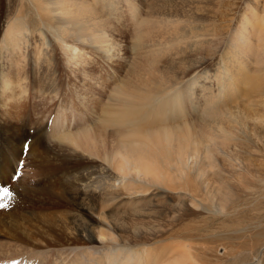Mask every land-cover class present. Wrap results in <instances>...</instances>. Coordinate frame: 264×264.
<instances>
[{
	"label": "bare ground",
	"instance_id": "obj_1",
	"mask_svg": "<svg viewBox=\"0 0 264 264\" xmlns=\"http://www.w3.org/2000/svg\"><path fill=\"white\" fill-rule=\"evenodd\" d=\"M1 7L11 17L0 19V113L20 116L13 126L8 116L4 118L6 126L0 124V149L7 151L1 156L4 161L0 163V185L13 193L6 203L16 202L31 217L35 206L26 202L52 195L59 198L57 192L26 189L33 182V169L43 168V154L38 148L51 127L31 134L20 129L24 117L18 114V103L29 98L35 104L36 83H43L39 88L43 87L44 93L57 101L51 119L56 126L55 141L63 140L67 155H80L76 166L95 160L100 161V174L106 169L113 172V177L98 179L94 185L87 182L90 176L86 175L80 187L69 193V200L88 207L86 215L59 212L56 229L32 226L42 237L55 235L54 241L27 234L24 225L30 219L25 213H0V234L5 237L27 242L37 238L52 249L66 245L42 254L59 253L60 258L24 264H85L87 258L90 262L96 255V248L90 244L95 242L94 237L104 236L91 230L94 221L88 214L99 210L101 217L109 205L123 201L137 204L131 212L135 222L132 236L144 234V224L151 225L144 250L121 246L111 255L103 253V260L98 257L102 261L97 260L99 264H213L209 253L212 257L219 254L218 261L225 255L229 257L242 244L234 246L239 235L245 239L249 236L246 249L242 244L239 255H231L223 264H264V225L254 227L256 217L253 222L250 217L246 219L248 210L254 215L264 206V177L242 180L240 186L247 194L242 195L243 200L238 197L239 205L229 203L227 209L224 202L217 205L223 216L222 228L214 234L227 240L220 236L222 243H218L219 239L216 248H212L215 253L205 241L210 232L204 231L208 225L198 230L175 224L178 214L183 219L187 212L196 218L204 214L205 223L219 216L210 213L213 200L204 199L205 203L199 198L201 201L195 202L207 182L202 165L196 167V163L204 162L210 168L215 155L234 160L236 145L252 144L256 137L253 130H264V1L243 3L229 21V32L216 39V44L222 46L213 53H207L205 48L215 38L206 20L192 18L188 26H179L181 20L163 19L157 11L143 18L130 0H0ZM151 9L155 11V6ZM123 13L131 16L128 24L132 28L124 57L116 49V41H111L117 31L115 22ZM186 57L190 61L185 62ZM93 58L99 61L91 62ZM24 106L28 108L29 104ZM78 109L88 114L91 125H86V120L85 127L76 132L67 128L59 131L67 113L76 114ZM30 140L32 144L26 145ZM44 155L50 172L63 163L50 157L47 150ZM11 176L15 179L10 183ZM159 192L167 197L159 196ZM175 195L169 204L167 198ZM258 215L256 221H260ZM174 239L188 244L168 243ZM85 244L87 248H79ZM152 245L156 246L154 251L149 250Z\"/></svg>",
	"mask_w": 264,
	"mask_h": 264
},
{
	"label": "rangeland",
	"instance_id": "obj_2",
	"mask_svg": "<svg viewBox=\"0 0 264 264\" xmlns=\"http://www.w3.org/2000/svg\"><path fill=\"white\" fill-rule=\"evenodd\" d=\"M245 1L246 0H130V2L132 4L134 3L135 9H136V11H138V15L142 16L143 18L146 16V14L148 16H151L150 14L154 15V14H156V11H157L158 13L162 14L163 19L169 20V17H170V18H172V20H181V21H178V24H180L179 26H188L189 22L192 20V18H194V19L196 18V20H198L200 22L202 20H206L207 23H210V25H211L210 28H212V29H210L211 31H209V32H212V34L215 35L214 43L213 42L209 43L211 48H209V44L206 45V47H205L208 49V50H206L207 53H209V50L212 51L211 53H213L214 51H217V48L222 46L221 44L219 45V43L216 44V42H217L216 39H220L221 36H223V35L225 36L227 34V32H229L227 28H230L229 27L230 19L235 15V13L237 11H239L241 9V7L243 6V3ZM263 1L264 0H260V2H263ZM200 2H201V4H200ZM153 5L155 6V11L151 9V6H153ZM0 9L3 10V11L1 10L2 12H0V19H1V21H4V20L6 21L10 15L7 14V12H6L7 10L5 8L1 7ZM150 9H151V11H150ZM168 9H170V13H168ZM167 15H170V16L167 17ZM176 18H179V19H176ZM130 19H131V16L128 15V13H123L122 16H119V18L116 20L117 23L115 22L117 31L113 34V36L111 38L112 43H114L113 41H116L114 43L115 45H117L116 49L119 51L120 54H122L123 57L126 55V54L124 55V53H126V49H124V48L126 47V44H130L131 37H132L131 36L132 35V28H131V25L128 24L131 21ZM189 19H190V21H189ZM181 28L185 29L184 27H181ZM223 28H224V30H223ZM118 31H120V32H118ZM47 37L48 36H46V41H48ZM127 53H129V52H127ZM128 56H129V54H128ZM97 61H99V59L93 58V61H91V62L96 63ZM188 61H190V58L186 57L185 62H188ZM210 66L211 65H209L207 67L210 69ZM212 68H214V67H212ZM29 73H28V77H30ZM30 81L31 82L33 81L32 77L30 78ZM40 86H43V83L42 84L36 83L35 87L33 88L36 90L34 95L37 94V96L36 95L34 96L35 104H33L29 100V98H28V100H24V102H22V100H20V102L18 103V105L20 106V111H21V112H18V114L22 115L21 117H24L23 118L24 122L21 121L23 124L21 123L20 129H24V131H27V132H29V134H31L32 131L42 130L43 128H46V127L48 128L49 126H51V127H49V129L46 130V133L43 136L42 143L38 148L39 151L43 154V158H42L43 168L41 170L39 167H35L33 169V171L31 170L33 172V176H32L33 182L29 183L26 186V189H27V191L28 190L29 191H41L44 193H49L47 191L55 192V193L57 192V195H59V198H55V197L53 198V195H52V196H50V198L49 197H47V198L40 197V198L34 199L32 201L26 202L30 206H35L34 208H31L33 210L32 211L33 215L31 217L28 214V210H26L25 208H22L16 202L6 203L5 200H0V203L6 204V207L0 208V211H1L0 213H2V212L6 213L9 211L25 213V215L30 219V221L24 225V229H25V232L27 234H30L32 237H37L40 239L49 238L50 240L54 241V239L56 237L55 235H49V236H43L42 237L39 234V232H37L36 230H34L32 228V226L35 224H38V225H42L44 227L56 229V226L58 224L57 223V220H58L57 217H59L58 216L59 212H68V213H72V214L86 215L88 207L87 206L83 207L79 201L69 200V198H68L69 193L74 188L80 187V185H81L80 181L86 175L90 176V179L87 182H90V185H94V183L98 179H100V180L105 179V178L109 179L110 177H113V172L111 169H109V170L106 169V173L100 174V168H101L99 166L100 161H95V160H94V162H87V165H85L83 167H77L76 166L75 161H77L81 158L80 155H78L77 158L67 155L69 153H66L65 145H63L61 143V141H63V140H56L55 141L56 134L53 133V130H54V128H56V126L52 125L51 119L54 116L53 109L56 107L57 101L55 100V98L48 97L44 93V88L43 87L39 88ZM28 104H29L28 108L26 106H24V105H28ZM78 110L80 112L77 111L76 114L75 113H69V114L67 113L66 120L64 121V127L60 128L59 131L65 130V128H67L69 130H72V132H76L77 129H81V128L85 127V125H83V124L86 123L85 122L86 120L89 121L86 123V125H91V123H90L91 119L88 117V114H84V112H82V109L81 110L78 109ZM78 114H80V115H78ZM6 116L10 117V120L12 121V124L10 126H13V124L18 123L17 120H19V117H20V116L18 117L15 114H12V115L6 114V112H4L3 114L0 113V124L5 125V126H6V124L4 123V118ZM49 118H50L49 122H46V119H49ZM79 119H82L83 122H81V120H79ZM69 122H71V123H69ZM14 131L16 134L19 133V130H14ZM260 131H259V129L253 130V132L256 134V137H255V140L253 141L252 144L251 143H248V144L244 143L243 145H241V144L236 145L238 147H236V149L232 152L233 153L232 156H233L235 162L233 159L228 158L230 160L229 161L228 159L222 158L219 155H215V162H214V164L211 165L210 168L207 167L209 165H207L204 162H202L203 164L201 162L196 163V167H197V165H202L201 168L203 170H201V171L202 172L204 171L205 180L207 182L204 185L205 188L201 189L198 196L195 197V202L198 203L201 200L203 202H205L204 199L213 200L214 203H212L210 206V209H211L210 213L214 217H215V215H219V216L215 217L216 219L214 217H212V218H214V220L212 222L208 221L207 223H205V221H206L205 217L206 216L204 214H201L202 215V217H201L202 219H201V218L193 217L192 215H188V214H191V212H187L186 216L183 219H181L183 216H181V214H178V218H177L175 224L176 225L181 224L180 227L184 226V227L191 228V229L196 228L198 230H201L203 228H207V225H208L209 228L204 230V231L210 230V232L207 234L208 238L205 239V241L208 240L207 241V247L210 246L211 249L214 247L216 248V243L218 242L219 239H220V241L218 243H220L222 239H223V241L227 240L221 234H218V235L214 234L217 231L218 232L221 231L220 229L222 228V222L221 221H222L223 216L220 215L221 207L217 206V205L224 202V206L226 207L225 209H227L230 206L229 203L239 205L241 203V200H243V198L247 194V193H244L246 190H244L240 186V183L242 182V180H247V182H249L248 180H250L251 178H256V180H258V178L264 177V169H263L264 168V158L262 157V155L264 156V153H263L264 152V130L260 129ZM257 136H259V137L257 138ZM256 138H257V140H256ZM258 140H259V143H258ZM256 141H257V145H255ZM57 142L60 143V146H59V143H57ZM31 144H32V140H30L26 143V145H31ZM252 145H254V146L252 147ZM44 150L49 151L50 157L51 156L57 157L60 159L61 162H63V163L58 165L56 171L50 172L46 168V166L44 164L46 162V157H44L45 156ZM255 150H258V151H255ZM6 152L7 151L3 150L2 148L0 149V163H2V164H3L4 160H2L1 156L4 155ZM57 152L58 153L61 152L62 154L59 153V155H61V156H59ZM258 152H261V153H258ZM260 156H261V158H260ZM261 160H263V161H261ZM18 162L20 163L22 161L18 160ZM44 168H46V169H44ZM16 169H17V167H16ZM16 169H15V171L18 172L19 170H16ZM216 170H217V172H216ZM1 176H2V165L0 167V178H1ZM14 179L15 178L13 176H11L10 177V183ZM238 179H241V180L238 181ZM113 180L114 179H112L111 182ZM214 182H216V183L214 184ZM223 185L225 186L224 190L228 187L227 189H229L230 192L226 189L225 193L227 191V194H225L224 190H223V187H224ZM238 185L241 187L240 188L241 190L237 189L238 190L237 191L236 188H239ZM5 187H6L5 185H3V186L0 185V190H2ZM206 187H209L210 190L214 189L213 191H215L218 188L219 194L217 191H215L214 192L215 194L213 195L212 194L213 191H209L208 190L209 188H206ZM157 194L161 197H165V198L167 197V196L163 195L162 192H159ZM221 195H223V196H221ZM213 196H215L214 197L215 199L212 198ZM225 196H227L228 198ZM176 197L177 196L175 195L172 198H167L169 200V204H172L173 199ZM228 199H229V201H227ZM174 201H176V199ZM238 201L240 203H238ZM205 203H207V202H205ZM144 204H147V203L145 202ZM134 205L137 206V204H135V203L123 201V203L121 202V203H115V204L109 205L110 208H108L106 210V212L104 213V215L101 217L98 216L99 210H95L94 213L88 214V218L91 219L92 221H94V223L91 226V230L94 232H98L104 236L101 239H99V237H97V236L94 237L95 242L90 244V246H93L94 248H96L95 249L96 255L94 256V258L92 260H90V262L92 264H99L100 262H98V261L103 260L102 259L103 253H108L109 255H111L113 250H116V249L120 248L121 246H124L128 249L132 248L133 251H138V252L144 250L143 244L146 243L147 234L150 231L151 225L150 224H144L141 227L142 233H144V234L139 235V236H132L131 235L130 232L132 229V225H133V223H135L132 220L133 215H131V212H134ZM96 208H98V207L96 206ZM193 208L194 207H192V211H193ZM238 208H240V206L237 207V209ZM263 209H264V206L261 207L260 210H256L257 212L255 211L254 215H253L252 210H248V212H250V214L248 212H246V213H248L247 214L248 216H246V219H247V217L248 218L250 217L252 219V222L254 220V217L257 218L258 213L262 212V213H260L261 215H258L260 221H256V218H255V220H254L255 222L253 223L254 225L252 224V226L257 227L259 225H264V222H263L264 221V210ZM196 212L199 213L200 211L199 212L196 211ZM210 213H208V214H210ZM54 214H55V216H54ZM163 214H164V212H163ZM135 218L139 219V217H135ZM218 218H220V219H218ZM250 218L247 220H250ZM191 219H193V220L191 221ZM204 219H205V221H204ZM216 222H218V223H216ZM256 222L257 223L260 222V223L258 225H255V224H257ZM76 223L79 226L81 225V223L78 220L76 221ZM203 225H204V227H203ZM219 226H221V227H219ZM254 229L255 228H253L251 230H254ZM25 232H23V233H25ZM211 232H212V234H211ZM248 234H249V232H248ZM3 235L4 234H0V264H24V262H26V261H35V260H43V259H50V258H60L59 253L56 255L54 253H52L53 255H51V254L42 255V254H45V252L48 253V252L53 251V250H61V249L66 247L65 244H62L60 247L52 249L54 247H52V246L49 247V246L41 243L37 238H33L32 242L15 241V240L8 238V237H5ZM212 235H214V236L211 238ZM220 236L223 238L221 239ZM214 237H215V240L213 239ZM239 237H241V238H239ZM239 237H237L238 239L236 238L234 240V243H235L234 246H236V244H238V243H239V245L242 243L243 248L245 247L244 249H246V247H247L246 242L248 241L247 238H249V236L247 235L246 239L242 235H239ZM242 238H243V240L238 241ZM107 239L112 240V242L107 241ZM236 240L238 242H236ZM212 241H214V242H212ZM170 242L171 243H173V242L174 243H182V244L187 243V241H183L180 239L170 240L168 243H170ZM210 244H212V245H210ZM242 244H241V246H236V247L241 248V250L239 248H236L232 252H230V253H233L231 255H234V256H237L235 254L239 255L240 251H242ZM116 245H118V247ZM218 246L219 245L217 244V247ZM82 247L87 248L88 246L86 244L80 245L79 248H82ZM155 247H156L155 245H152L149 250L154 251ZM234 251H236V253ZM237 251L239 253H237ZM213 252L215 253L214 250H213ZM227 253H229V251ZM231 255L229 254V257H227V255H225L227 257L226 258L224 256L226 259L224 257H222L224 259L221 258V261H218L217 259L219 258L218 257L219 254L216 255V253H215L214 256L212 257V254L209 253V257L211 256L210 258H213V261L211 262L213 264H223L224 262H227L229 260V258L233 257ZM98 257H100L101 260ZM176 257H179V256H176ZM85 262L88 264L90 263V262H88V258L85 259ZM63 264H65V263H63Z\"/></svg>",
	"mask_w": 264,
	"mask_h": 264
},
{
	"label": "snow or ice",
	"instance_id": "obj_3",
	"mask_svg": "<svg viewBox=\"0 0 264 264\" xmlns=\"http://www.w3.org/2000/svg\"><path fill=\"white\" fill-rule=\"evenodd\" d=\"M12 196H13V193L10 191L9 188L5 187L2 190H0V200H10ZM4 207H6V204L0 203V208H4Z\"/></svg>",
	"mask_w": 264,
	"mask_h": 264
}]
</instances>
